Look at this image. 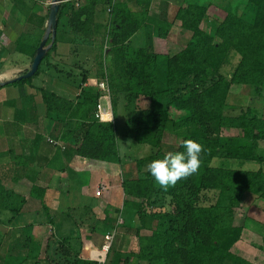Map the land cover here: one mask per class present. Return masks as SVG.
Segmentation results:
<instances>
[{
    "label": "trees",
    "instance_id": "16d2710c",
    "mask_svg": "<svg viewBox=\"0 0 264 264\" xmlns=\"http://www.w3.org/2000/svg\"><path fill=\"white\" fill-rule=\"evenodd\" d=\"M184 1L185 5L165 3L159 14L151 15V0H82L79 6L60 0L55 37L53 41L48 37L45 47H50L37 71L31 77L0 85L31 84L42 63L52 68L50 55L59 42H75L78 37L85 43L103 42L95 52V75L102 77L106 68L113 123L99 121L94 115L100 91L84 85L88 70L80 73L76 86L80 92L75 98L43 87L40 92L47 114L62 125L61 139L66 146L80 157L122 168L121 227L136 236L138 250L121 253L109 249L105 264L110 263L112 251L119 254L115 264H255L232 248L246 227L243 221L236 223L244 195L250 192L264 200V168H234L224 163L232 159L264 163L260 153L264 113L250 104L230 103L233 85L247 86L251 96H263L264 0H247L241 13L233 8L217 9L216 23L209 30L203 22L209 8L218 6ZM12 7L40 30L37 36L23 33L15 42L16 50L30 53L33 60L51 6L35 0H12ZM175 21L191 36L184 48L170 54L167 41ZM141 28L144 45L134 47L133 38ZM142 97L149 100L144 108L137 106ZM118 98L122 99L121 110ZM173 112L181 115L174 117ZM119 113L124 121L122 133L132 140L129 143L148 146L142 157L125 155L128 147L123 149L125 142L119 143ZM229 129L238 130L240 137L224 136L223 130ZM175 137L178 143H173ZM186 139L203 145L201 167L197 174L165 190L153 180L147 165L166 153L182 151ZM7 193H0L1 204L13 195ZM134 217L139 222L136 227L132 226ZM116 221L113 212H105L104 219L90 228L96 232L105 226V235ZM56 249L58 256L47 258L50 264H99L80 258L69 237L59 241ZM5 257L0 254V264H8Z\"/></svg>",
    "mask_w": 264,
    "mask_h": 264
},
{
    "label": "crops",
    "instance_id": "0c3cea01",
    "mask_svg": "<svg viewBox=\"0 0 264 264\" xmlns=\"http://www.w3.org/2000/svg\"><path fill=\"white\" fill-rule=\"evenodd\" d=\"M38 1L44 6H51L52 2ZM155 2H160L158 9L154 6ZM178 2L179 0H151L150 14H159L165 3L175 5ZM152 7L155 9L154 13L151 11ZM16 13L12 0H0V30L3 32V38L0 39V82L10 81L29 70L32 63L30 53L17 51L15 42L23 33L36 36L40 33L37 32L39 29H33L32 25L23 20V16L21 19ZM14 16L18 17L17 20ZM66 30L69 31V28ZM141 30L143 29L135 34L133 41L139 42ZM73 43L59 42L56 51L50 55V61L55 65H52L51 69L57 71L61 77H71L73 70L78 71L80 76L81 72L88 70L89 77L85 85L97 79V69H91L97 63L96 54L89 60L92 47L75 46ZM81 59L88 60L85 61L88 66L83 65ZM66 68L70 72H65ZM45 69L49 85L58 86L57 89L62 94L53 92L66 98L77 97L80 92L77 87L69 86L65 79L54 78L50 75V69ZM41 87L35 86L32 79L31 84L22 87L9 85L0 88V193L13 194L8 202L0 203V254H6L8 264H17L18 258L21 259L23 252L27 251L24 245L34 241L36 246L30 248L34 262L40 264L38 258L47 261L52 255V242L56 239L59 243L67 237H59L62 221L64 223L70 218L67 213L64 214L67 210L92 212L95 219L101 221L105 212L121 210L123 205L122 180L118 177L119 175L122 179V168L119 164L86 159L75 154L73 148L66 146L61 149L48 142L47 138L62 141V125L47 114ZM100 184L105 185L107 189L102 196H96L95 189ZM70 195L75 197L70 198ZM246 195L247 193L244 197ZM100 200L105 203L102 217L96 214L101 206ZM138 225L139 222L134 217L132 226ZM88 226L90 225H83L88 230L83 236L80 235L79 257L97 261L96 256L104 244V238ZM97 234H100V237H97ZM241 240L232 250L250 260L237 247ZM21 243L24 249L20 247ZM118 251L122 253L124 249Z\"/></svg>",
    "mask_w": 264,
    "mask_h": 264
},
{
    "label": "rangeland",
    "instance_id": "374dc122",
    "mask_svg": "<svg viewBox=\"0 0 264 264\" xmlns=\"http://www.w3.org/2000/svg\"><path fill=\"white\" fill-rule=\"evenodd\" d=\"M36 2L38 0H35ZM173 2L176 0H172ZM186 1H190V2H198L201 4H207V3H214L216 6L218 7H210L209 8V13L208 16H206L205 21L203 22V27L206 29H211L213 24L216 23V16L215 13L218 11L217 9L223 10L222 8H233V9H237V11L239 13L242 12L243 7L246 3L247 0H186ZM184 0H179L178 4L183 5L184 4ZM156 3V2H155ZM154 3V6L158 9V7L160 6V2L159 3ZM185 5V4H184ZM221 7V8H219ZM151 11L154 13L155 9L154 7L151 8ZM17 12V11H16ZM221 14V12L219 13ZM16 16H19V18L22 19L21 14H19L18 12L16 13ZM15 17V16H14ZM106 17V14H105ZM18 17H15V19L17 20ZM103 19V18H102ZM2 24V23H1ZM33 29L37 30L36 28L33 27ZM143 29V28H142ZM69 31L71 32V30L69 29ZM68 31V32H69ZM171 32H169L168 35V41H167V45L169 46V51L171 54L177 53L179 50H181L182 48L185 47V45L187 44L190 36H191V32L184 30L180 27L179 22L175 21L170 29ZM37 32H40L39 30H37ZM144 29L141 30L139 36V42L137 43L135 40L133 41V46L134 47H141L143 46V42H144ZM76 41L75 46L77 45H87V46H91L92 48V52L90 50V54H89V60H92L94 57L95 52L98 53L99 51V47L100 45L103 44V42L100 40L94 42V43H87V44H82L85 43L83 41H81V37L75 38ZM73 43V44H74ZM91 44V45H90ZM74 46V45H73ZM84 49V47H83ZM17 55V54H16ZM83 55V54H82ZM80 59V57H78ZM83 59V58H82ZM82 64L85 66H88V63L85 61L88 60H82ZM80 61V60H79ZM95 61V60H94ZM95 63V62H94ZM97 63H95L94 68L91 69H97ZM107 65V62H106ZM62 70L64 69V67H60ZM73 69V68H72ZM68 71V68H66L65 72ZM226 71H228V69H226ZM44 72H46L45 66L42 63L41 64V70L39 72L38 75L33 77V84L35 86L38 87H45L46 89L52 90V91H56L58 93H61L60 90H58V86L53 87L52 85L50 86L48 81H49V77L48 74H45ZM50 75H53L54 78L58 77V79H65L67 84H69V86L71 87H76L79 84V80H80V76H79V72L75 71L74 74L70 77H61L60 75H58V72L55 71L54 69H50ZM66 76V75H64ZM70 93V92H68ZM62 94V93H61ZM263 96L259 95L257 97L251 96L250 95V90L247 86H239V85H233L231 87V97H230V103L234 104V105H248L250 104L251 106H255L258 107L262 113H264V90L261 93ZM67 95V94H64ZM119 99V98H118ZM149 100L145 97H142L138 100L137 102V106L140 108H144L148 105ZM122 107V99L120 98L118 100V108L119 110H121ZM260 114V112H258ZM174 117H177L179 115H181L180 112H173L172 113ZM118 118V116H117ZM121 118V113H119V118H118V133H119V143H121L122 141L125 142V144L122 145L123 149H126L128 147V149H126L124 151L125 155L128 158H132L133 156L136 157H142L148 150V146L146 145H135L132 143H129L131 140V138L126 137L123 133L122 130L124 129V121H120ZM240 132L238 130H234V129H229V130H223V135L224 136H228V137H240ZM179 142V138L175 137L173 139V143H178ZM128 143L130 145H128ZM124 145H126L124 147ZM121 146V144H120ZM130 146V148H129ZM142 146V147H141ZM260 147H261V155L264 157V141L260 142ZM122 149V150H123ZM217 162V161H216ZM111 163V162H110ZM218 164L220 162H217ZM224 166H228V167H234V168H245V169H257L258 167L262 166L264 168V163L262 165L257 164L256 162H242V161H238L236 159H232V160H227L224 163ZM119 180L121 179V176H119ZM107 189V188H106ZM105 189V190H106ZM96 190V189H95ZM105 192V191H104ZM209 195V199L213 200L212 194H208ZM102 196V195H101ZM75 196L70 195V198H73ZM101 201V206L99 207L98 211L96 212V214L100 217L103 216V209H104V200H100ZM119 210L115 213V211L112 210L114 214V216L118 217L120 216L119 214ZM109 212V213H112ZM68 214L70 216V218H68V220L66 222L62 224V227H59V237H64L67 236L70 238L71 240V244H72V248L74 250H79L80 247V243H81V237L80 235H84L87 233L88 228L87 225H95L96 223H98V221L95 219V216H93L94 214L92 212H83L80 209H70L67 210L64 214ZM124 218L126 216H123ZM136 219V217H135ZM70 220V221H69ZM264 220V200L260 199L258 197H256L255 195H253L252 193L248 192L247 195L243 198L242 202H241V208L237 213L236 216V223H242L246 225V229L243 230V235L241 236V242L237 245L238 249L240 252H242L243 254H246V256L251 260L256 262V264H264V228L262 227V221ZM83 225H85V227H83ZM88 226V227H90ZM101 229L97 230L101 235L102 233L107 229V227L105 226H100ZM84 229V230H82ZM100 234H97V237H100ZM1 235V233H0ZM104 238V235H102ZM101 236V238H102ZM58 241L55 239L52 242V251L50 252V254H52V256L56 257L58 254H54V252L57 250V246H58ZM27 248V251L23 252L22 254V258H18V264H36V262H34V259L32 257V250L30 249L32 246H36V241H34L33 243L30 242L26 245H24ZM20 247L22 248V243L20 244ZM24 249V248H22ZM121 250L124 249V252L122 253H128V252H135L136 250H138V240L136 238V236L128 234L126 232L123 231L121 225L118 228V233L115 236L111 248L110 250ZM112 251L109 254V258H108V263L109 264H115L118 261L119 258V254L118 252ZM106 257V254H105ZM20 259V260H19ZM106 259V258H105ZM36 261V260H35ZM37 261H39L40 264H50L48 261L45 260H40V258L37 259ZM140 264H146L144 262H141Z\"/></svg>",
    "mask_w": 264,
    "mask_h": 264
},
{
    "label": "clouds",
    "instance_id": "9594fccd",
    "mask_svg": "<svg viewBox=\"0 0 264 264\" xmlns=\"http://www.w3.org/2000/svg\"><path fill=\"white\" fill-rule=\"evenodd\" d=\"M181 147L182 151L166 153L147 165L153 180L165 190L175 186L178 181L197 174L201 167L203 145L193 139H186Z\"/></svg>",
    "mask_w": 264,
    "mask_h": 264
},
{
    "label": "built area",
    "instance_id": "2783aa9c",
    "mask_svg": "<svg viewBox=\"0 0 264 264\" xmlns=\"http://www.w3.org/2000/svg\"><path fill=\"white\" fill-rule=\"evenodd\" d=\"M65 2L68 0H64ZM75 4V6H79L82 0H69ZM106 65V61H105ZM107 66V65H106ZM92 85L100 91V96L98 99V103L95 110V117L102 122H114V115H113V107H112V99H111V88L108 78V73L106 68H104L103 76L97 79H93L90 82L86 83L85 86ZM48 142L61 149L66 148V144L58 139L55 138H47ZM106 186L100 184L96 187L95 195L101 196L105 191ZM123 223L121 216L117 217L116 225L112 228L111 231L107 232L104 235V244L99 251V254L96 256V260L99 264H105V254L109 251L112 242L115 236L118 233V228Z\"/></svg>",
    "mask_w": 264,
    "mask_h": 264
},
{
    "label": "water",
    "instance_id": "95a60500",
    "mask_svg": "<svg viewBox=\"0 0 264 264\" xmlns=\"http://www.w3.org/2000/svg\"><path fill=\"white\" fill-rule=\"evenodd\" d=\"M59 3H60V0H52V2H51L47 27H46L44 36H43V38H42V40H41V42L37 48L36 54L32 60V63H31L29 70L27 72H25L24 74L14 78L10 81H7V82H11V81L16 80V79L31 77L37 71L43 57L45 56L48 48L50 47V46L45 47V44H46L48 37L51 35L52 41L55 37L56 26H57V12L59 9ZM5 83L6 82H0V85H4Z\"/></svg>",
    "mask_w": 264,
    "mask_h": 264
}]
</instances>
